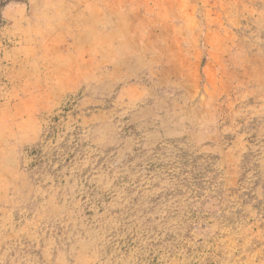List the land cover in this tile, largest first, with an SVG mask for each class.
<instances>
[{
    "label": "rangeland",
    "instance_id": "1",
    "mask_svg": "<svg viewBox=\"0 0 264 264\" xmlns=\"http://www.w3.org/2000/svg\"><path fill=\"white\" fill-rule=\"evenodd\" d=\"M183 2L193 39L24 150L62 264H264V0Z\"/></svg>",
    "mask_w": 264,
    "mask_h": 264
},
{
    "label": "crops",
    "instance_id": "2",
    "mask_svg": "<svg viewBox=\"0 0 264 264\" xmlns=\"http://www.w3.org/2000/svg\"><path fill=\"white\" fill-rule=\"evenodd\" d=\"M183 7V0H26L4 11L11 21L0 33V264H62L24 150L66 123L68 102L81 110L89 98L97 107L103 87L126 93L139 83L164 50H176L179 29L193 39Z\"/></svg>",
    "mask_w": 264,
    "mask_h": 264
}]
</instances>
